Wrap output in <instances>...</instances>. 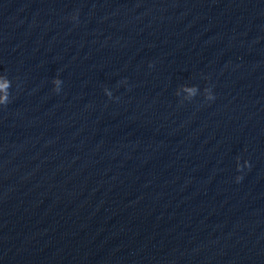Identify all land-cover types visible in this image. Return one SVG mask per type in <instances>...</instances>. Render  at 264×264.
Returning a JSON list of instances; mask_svg holds the SVG:
<instances>
[{
  "label": "water",
  "instance_id": "1",
  "mask_svg": "<svg viewBox=\"0 0 264 264\" xmlns=\"http://www.w3.org/2000/svg\"><path fill=\"white\" fill-rule=\"evenodd\" d=\"M0 99V264H264V0H0Z\"/></svg>",
  "mask_w": 264,
  "mask_h": 264
},
{
  "label": "clouds",
  "instance_id": "2",
  "mask_svg": "<svg viewBox=\"0 0 264 264\" xmlns=\"http://www.w3.org/2000/svg\"><path fill=\"white\" fill-rule=\"evenodd\" d=\"M60 83H61L60 80H56V81H54V84L56 85L57 90H59V85H60ZM105 92H106L108 95H111V93L108 92L107 89H105ZM211 98H212V97L209 95V96H208V99H211ZM6 102H7V99H0V105L5 104ZM237 179L239 180V177H237Z\"/></svg>",
  "mask_w": 264,
  "mask_h": 264
}]
</instances>
